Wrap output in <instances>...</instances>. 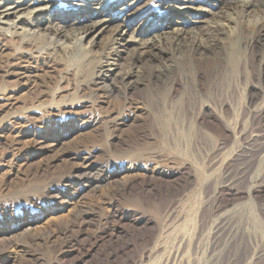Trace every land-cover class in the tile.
<instances>
[{
    "label": "bare ground",
    "instance_id": "obj_1",
    "mask_svg": "<svg viewBox=\"0 0 264 264\" xmlns=\"http://www.w3.org/2000/svg\"><path fill=\"white\" fill-rule=\"evenodd\" d=\"M144 1L0 0V55L9 48L12 50L6 58V67L0 69L7 76L30 79L36 76L31 74L33 61L70 55L73 60L83 61L82 69L89 76L90 84L107 94L125 98L129 104L139 103L135 93L146 88L148 93L143 99L152 107L159 135L169 150L190 155V163L196 168L200 182L215 179L214 172L208 173L211 168H208L207 158L212 157L210 161L218 165L216 171H225L243 153H253L255 170L251 186L247 191L231 189L229 195L234 198L247 196L256 200V204L260 202L264 210V137L258 145L244 138L252 117L264 109V0ZM133 24L138 26L126 38ZM111 27L106 45L96 48L97 37ZM241 87L245 89V97L237 110L233 95H236L235 89ZM253 88L260 92L251 95ZM42 142V138L34 140L36 145ZM78 158L81 171L77 170L69 179L64 191V195L71 194V200L81 198L88 188L109 184L118 174L108 172L103 166L92 171L90 156L80 154ZM167 168L150 164L138 170V178L144 179L141 185L147 187L149 191L146 192L152 197L163 195L164 187L175 177V172ZM132 182L134 184L135 180ZM221 193L218 191L216 196L215 214L230 203L227 195ZM240 213L237 209L218 217L211 231L215 247L210 249L203 243L201 255L197 254L193 260L189 248L181 253V244L167 249L166 242L160 240L156 244L154 241L156 245L148 251L146 246L153 243L154 234L130 229L144 219H134V214L125 216L114 210L110 218L130 224V228L121 231L123 237H130V240L124 238L125 243L118 250L119 245L115 250L106 247L99 254L101 262L94 264H115L117 259L135 264L151 258L154 253L160 257L159 264H168L173 255L177 264H220L231 238L239 233L248 238L258 235H255L258 228L250 224L253 222L250 210L249 215L242 212L244 217ZM109 225L112 237L118 230L117 224L107 222L104 233ZM263 228H259V232ZM2 232H9L8 226L0 227ZM263 233L264 230L260 234ZM136 243L146 247L142 248L139 258L131 255ZM247 254L241 264H257L263 255L256 246Z\"/></svg>",
    "mask_w": 264,
    "mask_h": 264
},
{
    "label": "rangeland",
    "instance_id": "obj_2",
    "mask_svg": "<svg viewBox=\"0 0 264 264\" xmlns=\"http://www.w3.org/2000/svg\"><path fill=\"white\" fill-rule=\"evenodd\" d=\"M137 26L133 24L125 37L128 38ZM112 29H106L97 37L96 48L106 45ZM11 51L9 48L0 55L2 69L6 67L5 61ZM38 60L30 64L33 67L31 74L36 75L30 79L7 76L0 69V227L8 226L9 229V232L0 233V264L99 263V254L106 247L115 250L119 245L116 249L122 248L125 237L121 231L130 228L128 222L110 218L114 210L125 216L134 214V219H144L146 223L141 222L130 229L154 234V244L146 246L148 251L161 240L166 242L167 249L181 244L182 253L184 248H189L191 259L195 260L207 245L210 249L215 247L216 240L211 231L216 219L237 209L243 217L242 212L249 215L250 210L253 214L250 224L258 228V231L254 229L258 235L252 234L253 238H248L239 233L231 238V244L226 246L219 262L241 264L248 256L247 252L256 246L263 254L257 264H264V233L260 234L264 230V210L261 203L257 201L256 204V200L247 196L234 198L229 195L231 189L247 191L251 186L250 179L255 170L253 153H243L226 172L216 171L218 165L210 161L212 157L207 158L208 168H211L208 173L214 172L216 181L200 182L196 168L190 163V155L169 150L159 135L152 107L143 99L148 93L146 88L135 93L138 104H129L125 98L107 94L90 84L89 76L83 72L82 60H73L70 55L56 60ZM243 89L234 91L237 110L245 97ZM257 92L260 91L253 88L250 94ZM262 110L255 115L257 118L252 117L244 134L246 141L252 139L257 145L264 137ZM37 138L43 139L42 145L34 143ZM80 154L90 156L93 161L90 170L103 166L108 172L118 174L109 184L88 188L81 198L71 200V194L64 195V191L69 179L80 170ZM150 164L161 168L168 166L167 169L176 174L164 187L163 195L152 197L146 192L149 191L147 187L141 185L143 177L138 178V170ZM129 183L130 187L126 189ZM218 191L227 195L231 204L224 205L215 214ZM107 222L117 224L118 230L112 237L110 225L107 233L103 231ZM259 228L263 230L259 232ZM125 240L129 241L130 237ZM135 246L131 255L139 258L142 248L146 247L141 243ZM173 256L174 261L171 258L172 262L168 264H177ZM159 260L158 253H154L151 258L135 264H159ZM115 264L125 263L117 259Z\"/></svg>",
    "mask_w": 264,
    "mask_h": 264
}]
</instances>
